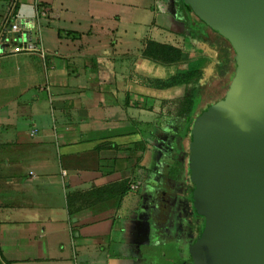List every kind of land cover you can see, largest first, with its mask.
<instances>
[{"label": "crops", "instance_id": "crops-1", "mask_svg": "<svg viewBox=\"0 0 264 264\" xmlns=\"http://www.w3.org/2000/svg\"><path fill=\"white\" fill-rule=\"evenodd\" d=\"M145 1L0 0V264H194L178 116L191 84H155L205 56L195 99L210 82L221 99L231 74L219 77L217 52L182 34L187 11L178 22L169 0ZM150 14L159 22L143 35ZM20 38L44 57L11 53ZM148 39L180 49L181 62L143 59Z\"/></svg>", "mask_w": 264, "mask_h": 264}, {"label": "water", "instance_id": "water-1", "mask_svg": "<svg viewBox=\"0 0 264 264\" xmlns=\"http://www.w3.org/2000/svg\"><path fill=\"white\" fill-rule=\"evenodd\" d=\"M236 56L223 100L198 116L188 168L203 219L194 264H264V0H183Z\"/></svg>", "mask_w": 264, "mask_h": 264}, {"label": "trees", "instance_id": "trees-1", "mask_svg": "<svg viewBox=\"0 0 264 264\" xmlns=\"http://www.w3.org/2000/svg\"><path fill=\"white\" fill-rule=\"evenodd\" d=\"M176 7L180 18L182 17V15H184L182 13L187 11L190 15H192L195 18L197 22L201 23L204 27H206L193 15V13L190 11V9L184 3L183 0H181V2H178L176 4ZM182 22L185 27L182 34L188 37L189 41L192 42L193 44L192 46L205 45L210 50L212 49L216 51L217 52L216 59L218 62L216 67L217 68L216 73L218 74L219 77H222V76H226L227 72H230L231 81H232L235 76V70H236V56L231 44L221 35L212 31L208 27L207 28L213 34H215L216 36L215 39H212L210 35H208L207 33H205V31L201 29L196 30L194 28H191L189 25H187L186 18H182ZM141 56L143 59L153 64L159 65L161 67H171L179 64L182 60V52L180 49L174 48L170 45L159 44L151 39H148L146 41V45L141 53ZM207 64H208V58H206L205 56H200L193 63L189 64L188 70L185 73L183 74L178 73L175 77L171 79L157 82L155 84V86L160 88H167L180 83L191 84L190 91L188 92L187 95L184 96V99L180 105L178 112L179 120H183L187 117H190V115H192L194 108V99L197 96L198 90L200 89L201 86L200 81L204 78V73H205L204 69L206 68ZM222 99H224V96L221 99H219V101ZM215 102H218V100ZM215 102H213L212 104H214ZM208 108H209V104L203 107L192 119V123L188 132L189 142H190V132L195 119L201 114L205 113ZM189 152L190 151H188V157H189ZM187 176L191 185V193H193L194 186L190 181L189 168L187 169ZM200 220L202 222L198 229L197 239L200 237L203 227V219L200 218Z\"/></svg>", "mask_w": 264, "mask_h": 264}, {"label": "rangeland", "instance_id": "rangeland-1", "mask_svg": "<svg viewBox=\"0 0 264 264\" xmlns=\"http://www.w3.org/2000/svg\"><path fill=\"white\" fill-rule=\"evenodd\" d=\"M148 1H150V0H146L144 3L148 2ZM178 2H181V0H169L168 3L167 2H165V3H167L166 5L169 6V10L171 11V13L174 14V16L177 19V21L180 22V20H179L180 17L178 15V10H177V7H176V4ZM187 15H189L188 12H187ZM189 16L191 17V19L188 18V22H186L187 25H189L190 23H192V20H193V22H196L195 21V18L192 15H189ZM154 18H155L156 23H158L159 22V18L158 17H155L154 14H150L148 16H144V18H142L143 20H142L141 24L138 25L139 27L138 26L136 27L137 31L139 33H142L143 35L144 34H148L149 31H150V28L148 27V25L150 24V21H152ZM196 24L199 27L203 28V25L201 23L196 22ZM143 25H145V26L143 27ZM177 27L178 28L180 27L181 30H182V28H184L181 25H179V26L177 25ZM183 30H182V32H183ZM185 37H183V43L186 44L185 39L187 40V38H185ZM187 42H188V40H187ZM228 90H229V88H227L226 93L228 92ZM222 95H223V93L221 91L219 92L218 89H217V87H216V82H210V84L208 83L207 86H206V84L202 85L201 90L199 92V97H197L195 99V101H194L195 103H194V108H193L192 115L189 118H185L184 119V122L186 124V127H184L183 132L185 133V135H187L188 132H189V129H190V126H191V123H192V119L194 118V116L203 107H205L206 105L209 104V107H212L213 105H215L217 103L215 101L218 100L220 98V96H222ZM213 101L215 102L214 104H212ZM172 152H174V150ZM170 156H173V157L168 158V162H170L172 165H176V163H175L176 162V159H179L177 157V153L174 152V153L170 154ZM183 162H185V164H186V159L185 158L183 159ZM182 176H183L184 179H186V174H183ZM193 260H194V258H193Z\"/></svg>", "mask_w": 264, "mask_h": 264}, {"label": "built area", "instance_id": "built-area-1", "mask_svg": "<svg viewBox=\"0 0 264 264\" xmlns=\"http://www.w3.org/2000/svg\"><path fill=\"white\" fill-rule=\"evenodd\" d=\"M42 16H44V13H42ZM37 19V17H36ZM27 28V27H26ZM25 27H20L19 24L17 23H12L10 25V33H22L24 32ZM14 41L17 42V39H15ZM36 52L38 53L42 58L44 57L45 52L41 49L38 48V46H36L34 43H32L30 40H23V39H19L18 43L15 44V46L12 48L11 53L13 54H18V53H33ZM63 175H65V172H63ZM135 186H130V189L133 190L135 189Z\"/></svg>", "mask_w": 264, "mask_h": 264}, {"label": "flooded vegetation", "instance_id": "flooded-vegetation-1", "mask_svg": "<svg viewBox=\"0 0 264 264\" xmlns=\"http://www.w3.org/2000/svg\"><path fill=\"white\" fill-rule=\"evenodd\" d=\"M196 224H197V226H198V228L197 229H199V226H200V224H201V220H200V218L197 216V221H194ZM197 233H198V230H197Z\"/></svg>", "mask_w": 264, "mask_h": 264}]
</instances>
